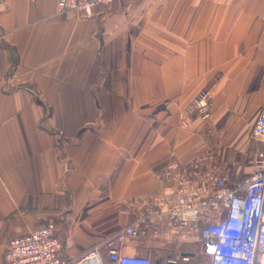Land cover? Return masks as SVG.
<instances>
[{
	"label": "crops",
	"instance_id": "crops-1",
	"mask_svg": "<svg viewBox=\"0 0 264 264\" xmlns=\"http://www.w3.org/2000/svg\"><path fill=\"white\" fill-rule=\"evenodd\" d=\"M0 52V264L47 223L75 263L131 222L121 201L158 192L169 162L213 152L234 186L262 148L250 132L264 106V0H116L91 18L0 0ZM201 90L205 121L191 108ZM177 244L116 246L164 264Z\"/></svg>",
	"mask_w": 264,
	"mask_h": 264
},
{
	"label": "built area",
	"instance_id": "built-area-1",
	"mask_svg": "<svg viewBox=\"0 0 264 264\" xmlns=\"http://www.w3.org/2000/svg\"><path fill=\"white\" fill-rule=\"evenodd\" d=\"M30 1H53L59 13L91 18L95 10L109 8L116 0ZM210 98L207 90H201L192 102L194 115L202 121L210 118ZM250 137L262 148L255 152L251 173L234 186L213 152L169 162L159 175L158 192L121 201L131 222L93 245L77 262L61 256L55 225L47 223L10 241L2 264H102V250L110 264H152L148 257L124 255L116 246L138 238L163 244L193 238L207 264H264V106ZM191 257L179 253L163 263L190 264Z\"/></svg>",
	"mask_w": 264,
	"mask_h": 264
},
{
	"label": "rangeland",
	"instance_id": "rangeland-1",
	"mask_svg": "<svg viewBox=\"0 0 264 264\" xmlns=\"http://www.w3.org/2000/svg\"><path fill=\"white\" fill-rule=\"evenodd\" d=\"M223 169L227 172V174H230L232 168H228V167L223 166ZM246 169L248 170L247 166L243 167V168H240L241 172L246 170ZM178 244H179V246H177ZM178 244L176 245L177 249H178V254L179 253L180 254L181 253H189V254H193L194 255V253H195L196 260H200L201 263H203V261H205L206 257L203 256V254H201L200 249L199 250L197 248L194 249L193 246H191L190 243H187V242H181V243H178Z\"/></svg>",
	"mask_w": 264,
	"mask_h": 264
},
{
	"label": "trees",
	"instance_id": "trees-1",
	"mask_svg": "<svg viewBox=\"0 0 264 264\" xmlns=\"http://www.w3.org/2000/svg\"><path fill=\"white\" fill-rule=\"evenodd\" d=\"M2 68H3V57H2V53L0 52V74L2 73Z\"/></svg>",
	"mask_w": 264,
	"mask_h": 264
},
{
	"label": "bare ground",
	"instance_id": "bare-ground-1",
	"mask_svg": "<svg viewBox=\"0 0 264 264\" xmlns=\"http://www.w3.org/2000/svg\"><path fill=\"white\" fill-rule=\"evenodd\" d=\"M86 264H93L92 262L87 261Z\"/></svg>",
	"mask_w": 264,
	"mask_h": 264
}]
</instances>
